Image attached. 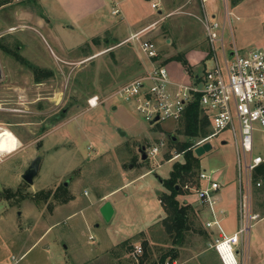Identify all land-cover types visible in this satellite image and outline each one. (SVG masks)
Returning a JSON list of instances; mask_svg holds the SVG:
<instances>
[{
	"label": "rangeland",
	"instance_id": "374dc122",
	"mask_svg": "<svg viewBox=\"0 0 264 264\" xmlns=\"http://www.w3.org/2000/svg\"><path fill=\"white\" fill-rule=\"evenodd\" d=\"M0 1L7 3L0 7V59L15 61L13 54L20 55L22 51L17 49L18 40L8 32L18 30L20 22L16 16L26 13L45 17V12L41 0ZM213 3V7L218 8L216 17L223 20L224 1L213 0ZM228 3L234 17L232 35L228 29L224 35L227 46L233 40L241 53L264 48V0H228ZM169 9L172 12L158 24L157 30L141 38L156 44L158 63L166 67L171 63L172 68L183 71L179 62L164 63L177 55L185 56L194 73L202 75L213 67L210 59L213 50L204 27L205 8L198 0H188L175 10L172 6ZM147 10L151 18H157V11L151 12L149 6ZM106 14L110 20L121 18ZM55 18L60 19L64 27L68 26L61 15ZM39 32L34 37L40 58L45 64L58 62L62 67L44 69L53 75L44 79L43 91L29 92L27 98L31 101L24 103L26 108L11 106L14 107L12 111H21L14 120L25 125V140H37L18 157L8 158L7 154L17 148L18 141L6 129L9 107L0 103V141L10 137L13 145L9 153H0V264H130L134 257L124 258V253L135 250L130 244L134 238L113 248V253L111 250L102 253V248L113 235L116 238L122 236L123 223L131 219L132 214L137 219L142 217L137 207L143 201L154 196L147 205L149 209L157 212L163 208L160 197L167 191L160 180L169 178L173 165L183 160V154L177 153V146L187 141L181 120L150 123L136 111L132 102L113 97L150 67L131 41L120 45V41L114 42L111 35L101 38L98 43L92 40L70 53L67 56L70 63L64 66L61 60L66 56L55 52V45L44 30ZM80 34L76 29L75 45L81 42ZM29 56L24 58L28 63ZM218 57L221 60L220 50ZM31 72L35 77V71ZM190 79L193 80L188 75L185 81L188 83ZM39 94L57 95L53 96L54 101L49 107H44L42 103L32 102ZM93 97L99 100L96 108L89 106ZM3 98L1 94V100ZM105 101L108 103L100 105ZM112 103H116L117 110H112ZM67 121L68 124L51 137L38 141L41 134ZM171 136L176 137L179 144L172 143ZM162 141L165 146L160 147L159 155L143 161L140 151L145 149L147 153ZM222 141L227 144L223 145ZM210 143L212 150L198 157L200 172L213 173L217 180L223 179L225 173L236 174L238 160L234 138L226 131ZM256 148V153L264 150L260 134L256 135ZM36 158L41 160L40 171L30 186L21 175ZM65 182H68L65 189L72 200L61 204L64 192L60 189ZM184 191L188 192L184 199L195 200L194 192ZM7 192H10L8 199L5 198ZM252 192L254 207L264 214V207H256L264 206V192ZM47 193L51 196L45 200L43 197ZM107 202L123 211L119 220H104L100 210ZM129 207L134 212L129 213ZM158 217L159 214L150 224L156 223ZM196 218L193 216L192 229L202 234L201 237L189 234L188 242L195 238L200 241L208 238L213 242L214 238Z\"/></svg>",
	"mask_w": 264,
	"mask_h": 264
},
{
	"label": "crops",
	"instance_id": "0c3cea01",
	"mask_svg": "<svg viewBox=\"0 0 264 264\" xmlns=\"http://www.w3.org/2000/svg\"><path fill=\"white\" fill-rule=\"evenodd\" d=\"M185 1L188 0H41L45 17H36L26 13L18 14L16 18L17 21L19 20L20 22L18 24L19 28L18 30H10L8 34L11 35L14 40H18L19 46L17 49L22 51L20 53L21 57L24 59L28 58L27 56L30 55L29 58L31 60L29 61L30 63H28L27 60L26 62H22L16 58L15 61L10 59L6 60L5 58L0 59V103L6 104L9 107L8 128L6 129L10 131L18 141L17 148L12 151V153L7 154L9 156L8 158L22 155L27 148H32V145L37 141L34 139L29 142L25 140V131L23 130L25 125L20 121L14 120L16 117H19L17 115H19L18 113H21V111H18L19 109L17 111L11 110L14 108L11 106L26 108L27 106H25L24 103L30 100L27 98L29 92L33 90L34 92L37 90L43 91L46 85L44 79L37 82L34 74H32L33 72L30 73V70H33V68L54 70L56 68L58 69L59 66L62 67L58 62L45 64L42 61L39 56L41 53L36 47L37 43L34 34H40V29L44 30L47 37L55 45V52L66 56V58L61 61L64 66H68L70 59L67 58V56L76 48L90 43L92 40L98 39L99 42L100 39L105 38L106 35H111L114 42L120 41L119 44L122 45L123 43L129 42V39L133 35L139 34L140 36H144L147 33L156 31L158 24L172 12L169 7L172 6L175 10L182 6ZM198 1L204 6L206 14L209 16H217L216 13L218 8L217 6L213 7V0ZM152 4H157L158 8L153 9ZM147 6L151 8V12H153V10L157 11L156 19L150 17ZM116 9L120 11L117 15L113 14V11ZM107 12L111 14L112 18H116V16H120L121 18L118 20H110L107 17ZM56 15L64 17L63 20L68 26L64 27V24L59 22L60 19L55 18ZM15 27L17 26H12V28ZM76 29H79L81 32V34L78 35L81 42L75 45L73 35ZM24 40H26V42H24ZM53 55L58 59L54 52ZM139 55L141 58L146 59V64L150 65V61L144 55L140 52ZM13 56L15 57V53ZM170 64L171 63L167 65V68L171 78L179 83L186 82L185 80L188 79V75L184 68L183 71H180L179 68H172ZM55 76H57L56 73ZM180 76L182 78H180ZM199 76V74H196V77ZM50 80L53 79L50 78ZM30 86H33L34 89ZM1 94L2 97H4L2 100ZM56 95L57 94H39L32 102L35 104L42 103L44 107H49V104L54 101L53 96ZM107 103L108 102L105 101L100 105ZM114 104L116 103H112L111 107L112 110L115 111L118 107ZM46 112L48 113L49 111ZM66 124H68V121L61 126L53 127L44 134H41L38 141H45L60 128H64ZM222 144L225 145L227 142L223 141ZM217 181L220 183L221 188L217 195L216 209L222 212L220 218L223 230L226 234L233 235L238 231L241 225L239 211L240 182L237 172L236 174L233 173L231 176L225 173L223 179L219 178ZM152 199L150 198L149 201H143L142 205L137 207L138 211L142 212V217L140 219H137L134 214L131 215V219L128 221L123 218L125 221L120 231L122 236L116 238L113 235L110 242H105L106 245L102 248V253H107L108 250L112 252L113 248H116L119 244L134 238L130 243L131 246H143V243L146 242L147 249L145 253L147 255V260L153 262L172 247L171 239L166 234L162 225V220L166 217L165 210L161 207L157 212H152L147 206ZM189 203L194 210V216L197 217V222L200 223V226H202L204 230L209 232L212 238H214L213 234L205 228L206 222L212 220L209 207L206 204H200L196 200V197L194 201L190 200ZM112 206L114 208V215L111 220H119L120 214L122 215L123 211L118 210L114 205ZM256 207L263 208L264 206L259 205ZM128 209L129 213L134 212L131 211L130 207ZM253 209L255 212L261 213L254 205ZM158 214V221L154 224H150L151 220H154L155 216H158ZM262 215L264 216V214ZM189 234H196L201 237L202 233L195 232L193 229L188 233L183 244L177 247L178 257L173 261L176 264H264V217L262 220L255 222L249 234L243 237L240 243L229 250L225 256H222L219 252L211 248L215 238L213 242L208 240V238L204 239V241L195 238V241L189 243ZM124 255V258H128L129 256L134 257V260L131 261L130 264H140L138 259L141 255L136 256L133 250L124 253Z\"/></svg>",
	"mask_w": 264,
	"mask_h": 264
},
{
	"label": "built area",
	"instance_id": "2783aa9c",
	"mask_svg": "<svg viewBox=\"0 0 264 264\" xmlns=\"http://www.w3.org/2000/svg\"><path fill=\"white\" fill-rule=\"evenodd\" d=\"M223 1V20H219L216 15H205L206 37L213 50L210 58L213 67L210 70L206 69L202 75L188 83L176 82L171 78L167 67L158 63L159 52L156 44L136 34L131 36L129 41L150 61V67L143 76L123 86L113 97L132 102L136 111L146 121L154 124L166 120H181L187 105L197 100L209 120L211 132L195 143L194 150L210 143L226 131L234 138L240 182L241 219V225L235 234H226L221 225L222 212L216 209L221 185L213 173L201 171L197 177V185L187 183L184 186V190L195 193L200 204L209 207L212 220L206 222L205 228L215 238L211 248L225 256L249 234L255 222L264 217L255 212L252 205V191L262 187V182H256L255 176L264 165V150L262 153H256V135L260 134L264 142V48L241 53L233 40L229 47L227 46L224 35L227 29L232 35L234 14L229 9L228 0ZM152 8L157 9L158 5L152 4ZM119 12L116 9L113 14L117 15ZM219 50L221 60L218 57ZM98 105L97 97L89 100L90 108H96ZM164 146L162 141L150 149L147 152L148 157H157L160 147ZM134 254L142 255V246H136Z\"/></svg>",
	"mask_w": 264,
	"mask_h": 264
},
{
	"label": "trees",
	"instance_id": "16d2710c",
	"mask_svg": "<svg viewBox=\"0 0 264 264\" xmlns=\"http://www.w3.org/2000/svg\"><path fill=\"white\" fill-rule=\"evenodd\" d=\"M5 4L7 3L0 1V7ZM94 41L98 42V39ZM15 58L22 62H26L17 53H15ZM170 61L181 63L186 73H188L192 79H196L193 67L189 64L185 56L177 55L164 64H168ZM33 70L35 71V80L37 82L53 75L51 71H44L37 68H33ZM181 126L183 127V135L187 138V141L181 144H179L178 141L175 143L179 144L177 146V153L183 154V160L173 165L169 178L160 180V184L167 191V193H163L160 197L166 213V217L162 220V225L166 234L171 239L172 247L156 261L150 262L147 260V255L145 253L147 243L144 242L142 246L143 254L138 259L140 264H165L167 261H175L178 257L177 247L183 244L186 236L192 230L194 210L189 201L184 199V196L188 195V192L184 191V186L187 183H192L194 185L198 183L197 177L200 172V164L199 158L196 156L195 150L193 149L195 145L193 142L195 141L196 143L198 140L207 137L211 132L209 120L199 107L197 100L187 105L181 119ZM255 178L256 182L261 181L263 185L264 165L259 168ZM60 190L64 192L60 199L61 204H66L72 200V197L68 195L65 187H61ZM254 191L256 193H262L264 192V187L254 189ZM9 194L10 192H7L5 196L6 199L9 198ZM50 196L51 193L44 194L43 199L47 200ZM126 242L124 241L122 245Z\"/></svg>",
	"mask_w": 264,
	"mask_h": 264
},
{
	"label": "water",
	"instance_id": "95a60500",
	"mask_svg": "<svg viewBox=\"0 0 264 264\" xmlns=\"http://www.w3.org/2000/svg\"><path fill=\"white\" fill-rule=\"evenodd\" d=\"M158 119H156L157 121ZM121 132V131H120ZM121 135H125V133H122L121 132ZM171 141L172 142H176L177 139L176 137L174 136H171ZM212 150V145L210 143H206L204 144L203 146L197 148L195 150V154L196 156L198 157H201L203 156L205 153H208L209 151ZM141 155H142V160H146L148 158V155L145 151V149H142L140 151ZM40 165H41V160L40 158H36L34 159L30 166L28 167V169L21 175V178L22 180L27 183L28 185L32 186L34 184V181L36 179V177L38 176L39 174V171H40ZM68 186V182H65L64 183V187H67ZM101 215L103 216L104 220L106 222H110L113 215H114V208L112 206L111 203L107 202L105 203L102 207H101Z\"/></svg>",
	"mask_w": 264,
	"mask_h": 264
},
{
	"label": "bare ground",
	"instance_id": "6f19581e",
	"mask_svg": "<svg viewBox=\"0 0 264 264\" xmlns=\"http://www.w3.org/2000/svg\"><path fill=\"white\" fill-rule=\"evenodd\" d=\"M12 138L7 137L0 141V153H9L13 148V145L11 144ZM12 145V146H11Z\"/></svg>",
	"mask_w": 264,
	"mask_h": 264
}]
</instances>
